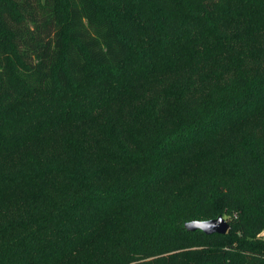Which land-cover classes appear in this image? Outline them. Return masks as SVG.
I'll list each match as a JSON object with an SVG mask.
<instances>
[{
  "label": "trees",
  "instance_id": "1",
  "mask_svg": "<svg viewBox=\"0 0 264 264\" xmlns=\"http://www.w3.org/2000/svg\"><path fill=\"white\" fill-rule=\"evenodd\" d=\"M263 233L264 0H0V264H264Z\"/></svg>",
  "mask_w": 264,
  "mask_h": 264
},
{
  "label": "water",
  "instance_id": "2",
  "mask_svg": "<svg viewBox=\"0 0 264 264\" xmlns=\"http://www.w3.org/2000/svg\"><path fill=\"white\" fill-rule=\"evenodd\" d=\"M186 229L188 231H196L201 230L203 233L207 235H213V234H221L225 235L230 230V225L228 221L223 217H218L214 220L209 221H194V222H188L185 225Z\"/></svg>",
  "mask_w": 264,
  "mask_h": 264
},
{
  "label": "rangeland",
  "instance_id": "3",
  "mask_svg": "<svg viewBox=\"0 0 264 264\" xmlns=\"http://www.w3.org/2000/svg\"><path fill=\"white\" fill-rule=\"evenodd\" d=\"M262 236H263V238H264V233H263V235H262Z\"/></svg>",
  "mask_w": 264,
  "mask_h": 264
}]
</instances>
